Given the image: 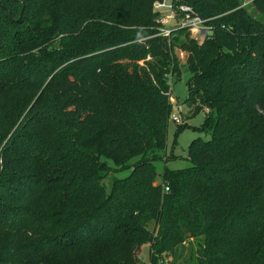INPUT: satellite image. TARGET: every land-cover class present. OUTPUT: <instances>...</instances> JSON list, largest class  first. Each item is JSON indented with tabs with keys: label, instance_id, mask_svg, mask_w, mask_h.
<instances>
[{
	"label": "trees",
	"instance_id": "trees-1",
	"mask_svg": "<svg viewBox=\"0 0 264 264\" xmlns=\"http://www.w3.org/2000/svg\"><path fill=\"white\" fill-rule=\"evenodd\" d=\"M155 1L0 0V264H164L190 239L197 264H264V0H171L200 44ZM175 48L209 138L157 182Z\"/></svg>",
	"mask_w": 264,
	"mask_h": 264
},
{
	"label": "rangeland",
	"instance_id": "rangeland-1",
	"mask_svg": "<svg viewBox=\"0 0 264 264\" xmlns=\"http://www.w3.org/2000/svg\"><path fill=\"white\" fill-rule=\"evenodd\" d=\"M248 0L243 1V6L248 4ZM248 11L256 18H259L262 22H264V15L255 11L252 7H248ZM180 19L174 18L169 21L167 27L171 28V26L176 25ZM190 38H194L199 44L202 43L204 37L201 36L194 30H188ZM175 55L179 62L180 68V77L178 79L175 76H169L168 82L171 86L172 90V98H174L175 106L182 105L183 112L182 116L184 118V122L186 125L179 129L178 125L173 122L171 119L168 123L167 128V137H166V148L164 151L165 157L167 159L163 161H159L156 163L155 167L159 174L157 178V182H160L161 177L160 173L163 168L166 167L170 170L184 169L190 166V161L187 156L188 145L195 138H203L208 139L209 134L201 130L202 123L204 121L206 115V108H202L199 112H196L197 106L195 104H190L186 102L188 96V83L191 79V74L188 70H186V51L181 50L179 48H175ZM172 105V107L174 106ZM175 112V107L172 109ZM183 124V123H182ZM109 164H112L108 161ZM129 173L128 170H120L112 172L106 178L107 184L106 189L108 190L110 184L115 178H123ZM151 228V226H150ZM198 240L190 239L180 245L177 248V251L174 255H164L163 263L164 264H197V256H198ZM150 245L144 244L140 247V249L136 252V257L138 261L142 264L150 263Z\"/></svg>",
	"mask_w": 264,
	"mask_h": 264
},
{
	"label": "built area",
	"instance_id": "built-area-1",
	"mask_svg": "<svg viewBox=\"0 0 264 264\" xmlns=\"http://www.w3.org/2000/svg\"><path fill=\"white\" fill-rule=\"evenodd\" d=\"M153 10L158 13L159 21L163 25L160 31L164 36H169L174 28L185 27L188 30H194L201 36L205 37L210 32V28L205 26V20L201 19L198 15L194 14L192 9L185 5H174L171 0H156L153 3ZM178 18L180 19L176 25L167 27L170 20ZM172 98V97H171ZM170 102L172 105L175 104L174 98ZM175 112L171 111L170 119L176 124L184 123L182 116L183 106H173ZM206 112H208L206 110ZM167 189V188H166Z\"/></svg>",
	"mask_w": 264,
	"mask_h": 264
}]
</instances>
